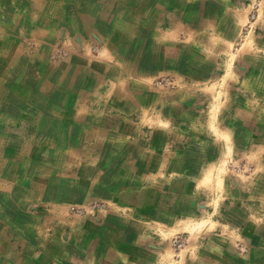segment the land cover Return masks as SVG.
<instances>
[{
	"label": "crops",
	"instance_id": "crops-1",
	"mask_svg": "<svg viewBox=\"0 0 264 264\" xmlns=\"http://www.w3.org/2000/svg\"><path fill=\"white\" fill-rule=\"evenodd\" d=\"M249 11L0 0V264H264V14L243 37ZM89 200L108 211L70 212Z\"/></svg>",
	"mask_w": 264,
	"mask_h": 264
},
{
	"label": "rangeland",
	"instance_id": "rangeland-1",
	"mask_svg": "<svg viewBox=\"0 0 264 264\" xmlns=\"http://www.w3.org/2000/svg\"><path fill=\"white\" fill-rule=\"evenodd\" d=\"M248 6H249V3H248ZM264 6V4H263ZM261 7V10L259 12V18L256 22V28L253 30V29H250V24H251V17H250V14H251V8L249 6V15H248V21H247V24L244 26L243 30H242V35L243 37H247L248 35H252V34H259L261 32L260 30V21H261V16L264 14V7ZM108 204L104 201H101V200H89L88 202H85L84 204H80V205H77V206H74L70 212L72 214H78L82 217H85V216H88V215H99V214H102L103 212H107L108 211ZM175 237H181L184 241V247L186 245V242H185V239L183 238V236H175ZM174 237V238H175ZM172 238V240L174 239ZM172 240H171V246L173 248V245H172ZM184 247L181 249V250H175L173 248V250L175 251L176 255L179 254V252H181Z\"/></svg>",
	"mask_w": 264,
	"mask_h": 264
},
{
	"label": "built area",
	"instance_id": "built-area-1",
	"mask_svg": "<svg viewBox=\"0 0 264 264\" xmlns=\"http://www.w3.org/2000/svg\"><path fill=\"white\" fill-rule=\"evenodd\" d=\"M249 6L251 8V24H250V29H255L256 28V22L259 18V12L261 10V7L264 4V0H248ZM172 245L173 248L177 250H181L184 247V241L181 237H175L172 240Z\"/></svg>",
	"mask_w": 264,
	"mask_h": 264
}]
</instances>
